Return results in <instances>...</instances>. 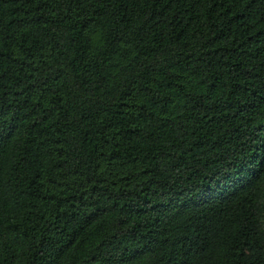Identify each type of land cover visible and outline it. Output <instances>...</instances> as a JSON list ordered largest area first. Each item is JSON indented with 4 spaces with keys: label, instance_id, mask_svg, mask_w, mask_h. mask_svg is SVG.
I'll list each match as a JSON object with an SVG mask.
<instances>
[{
    "label": "trees",
    "instance_id": "16d2710c",
    "mask_svg": "<svg viewBox=\"0 0 264 264\" xmlns=\"http://www.w3.org/2000/svg\"><path fill=\"white\" fill-rule=\"evenodd\" d=\"M0 264H264V0H0Z\"/></svg>",
    "mask_w": 264,
    "mask_h": 264
}]
</instances>
